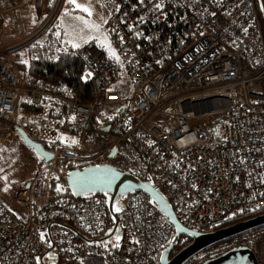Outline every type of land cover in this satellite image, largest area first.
<instances>
[{
  "label": "built area",
  "instance_id": "obj_1",
  "mask_svg": "<svg viewBox=\"0 0 264 264\" xmlns=\"http://www.w3.org/2000/svg\"><path fill=\"white\" fill-rule=\"evenodd\" d=\"M104 1L105 27L120 62L99 44L75 51L86 74L92 73L93 100L72 99L63 81H29L13 60L0 56V145L26 144L21 127L53 153L50 161L37 157L42 168L35 186L43 182L46 190L31 201L26 216L0 197V264H36L50 248L49 234L56 258L46 256L45 264L47 258L54 264H87L89 258L160 264L175 228L142 191L119 206V248L112 247L117 234L102 241L105 247L82 240L67 226L91 239L106 236L113 226L109 195L70 191L68 172L90 165H113L154 180L191 230L216 231L226 216L264 211V0ZM12 6L5 0L4 9ZM124 77L133 84L128 96L113 87ZM117 103L123 104L119 111L113 108ZM24 107L30 120L23 123ZM51 178L64 190H52ZM239 246L264 261V225L213 244L183 264H203Z\"/></svg>",
  "mask_w": 264,
  "mask_h": 264
},
{
  "label": "water",
  "instance_id": "obj_2",
  "mask_svg": "<svg viewBox=\"0 0 264 264\" xmlns=\"http://www.w3.org/2000/svg\"><path fill=\"white\" fill-rule=\"evenodd\" d=\"M23 136L25 142L33 148V150L42 156L46 161H50L53 153L48 151L42 143L32 140L24 129L18 128ZM108 130V127L105 128ZM116 151L114 150L112 156ZM67 182L70 191L76 196H82L89 193H101L110 196L109 211L113 221V226L109 233L99 239H91L80 232L78 229L67 225L72 229L82 240L91 244H98L113 235L117 234L122 238V230L119 223L118 214L113 210L114 206L119 207L122 205L123 200L131 193L142 191L150 196L151 204L165 215L175 228V235L171 243L162 250L160 264H183L194 254L201 250L228 239L241 232L247 231L264 225V214L252 217L242 222L221 228L216 231L199 232L184 227L178 220L169 199L164 191L157 185L154 180H145L137 175L122 171L113 165L94 166L90 165L83 169H73L68 172ZM85 185V187H79ZM110 185V186H109ZM30 184L27 185L29 187ZM51 223L48 230L51 229ZM182 236L190 239V242L181 248L176 254L172 256L173 250L178 246ZM49 240L52 242L50 247L41 257V264L44 263V258H56L54 253L55 244L49 234ZM51 254V256L49 255ZM203 264H261L256 253L248 246H239L233 248L217 258L206 260Z\"/></svg>",
  "mask_w": 264,
  "mask_h": 264
},
{
  "label": "crops",
  "instance_id": "obj_3",
  "mask_svg": "<svg viewBox=\"0 0 264 264\" xmlns=\"http://www.w3.org/2000/svg\"><path fill=\"white\" fill-rule=\"evenodd\" d=\"M11 2L13 4L12 8L5 11V0H0V54H3L0 56H8L9 59L14 61V63L26 61V58L17 56V53L24 52L33 42L40 40L54 19H57L58 25L60 27V33L63 39H65V42L63 40L64 47H72L73 43H79L81 47L85 44L84 42L90 38V36H87L86 32L83 31L78 25L70 22L72 18L71 16L80 15L84 18H87L85 15H88V13L76 9L74 6L68 5L67 0H58L56 2H54V0H11ZM77 2L88 7L91 11L92 17H94L93 14L97 9L103 17V24H106L105 21L108 19L109 11L104 0H77ZM93 3L97 6H94ZM65 12H68L69 14L66 15L63 26L60 25V16L65 15ZM101 46L104 47L102 44ZM28 65L29 61L26 63V66ZM22 77L29 78L27 70L24 71ZM125 79L128 80L124 77L123 80ZM115 89L120 91V89L116 88V86ZM130 94L131 92L129 94L122 93L123 96H128ZM28 112L29 111L23 110V115L21 118L23 123L27 121V117L28 120H30V115ZM25 145L30 150V153L32 152L35 155V159L38 161V154L27 143ZM11 154L13 157H15V154ZM34 161L33 159L31 161L29 160V162L25 165V176L29 174L35 175V171L32 168V164L35 165ZM24 184L27 189H31L30 186L27 187V185L31 183L24 181L23 185ZM44 190H46V186H44ZM25 193H23V195H25ZM32 200L33 198L31 197V201ZM31 201L28 203L26 200V208H18V210H22L19 214L26 216L29 213Z\"/></svg>",
  "mask_w": 264,
  "mask_h": 264
},
{
  "label": "trees",
  "instance_id": "obj_4",
  "mask_svg": "<svg viewBox=\"0 0 264 264\" xmlns=\"http://www.w3.org/2000/svg\"><path fill=\"white\" fill-rule=\"evenodd\" d=\"M58 0H54L56 2ZM137 2L138 0H132ZM96 44L89 42L84 45ZM77 48L64 47L63 37L57 19H54L46 29L45 34L40 40L33 42L24 52H18L17 56L26 58L29 65L16 62L15 70L22 77L24 71H28V79H42L50 83L63 81L67 86L68 95L79 102H88L95 98L97 89L91 77L85 78L86 66L81 58L75 53ZM25 111H28L24 107ZM50 185L52 190L59 186L58 180L51 178ZM264 211H254L239 217L229 215L224 217L219 223L218 228L228 227L240 221L255 217ZM190 242V239L178 244L177 249H181ZM176 252H172V256ZM262 264L264 261L259 259ZM87 264H104L102 259L89 258Z\"/></svg>",
  "mask_w": 264,
  "mask_h": 264
},
{
  "label": "rangeland",
  "instance_id": "obj_5",
  "mask_svg": "<svg viewBox=\"0 0 264 264\" xmlns=\"http://www.w3.org/2000/svg\"><path fill=\"white\" fill-rule=\"evenodd\" d=\"M93 5L97 6L94 3ZM4 10L7 11L6 9ZM93 15L94 17H92L91 15H85V17L87 18H84L80 15H73L71 16L72 18L70 22H73L78 25L83 31L86 32L87 36H90L89 40L84 42L85 44L93 41L94 43L101 45L105 36H107V40L108 42H110L108 32L105 29V25L102 21L103 17L101 16L100 12L96 9V12ZM65 17L66 15L60 16V25L64 26ZM84 21H87V23H85ZM91 25H99L100 30L96 31L91 27ZM63 40L65 42V39ZM115 86L116 88H119L120 91L124 94H129L133 89V84L126 79L123 80L122 83L120 82L118 85L116 84ZM115 86L113 87L115 88ZM122 106V103H117L116 105H113V108H115L116 111H119ZM110 107L111 106H107L106 109L103 111V114L108 115L110 113ZM9 152L15 154V157H13L12 154ZM35 158V155L32 152L30 153V150L23 143H13L10 146L0 145V169H2V171H0V177L7 176V181H5L4 179H0V197L6 204H8L18 213H21L22 211L18 210V208H26V200L29 203L31 201V197L34 199L36 196L40 200L43 197L41 195L45 194L43 186L45 183H40V181H38L39 184L35 186V179L42 168V164L39 163ZM32 159L33 161L35 160V165L32 164V168L35 171V175L29 174L25 176L24 167L29 162V160L31 161ZM24 181L31 183V189H27L25 184L23 185ZM5 186H7L8 188L7 191L3 190ZM23 193H25V195H23ZM186 240L187 239H185V241ZM185 241H183V243ZM46 263L54 264V262H52L49 258L46 259Z\"/></svg>",
  "mask_w": 264,
  "mask_h": 264
},
{
  "label": "snow or ice",
  "instance_id": "obj_6",
  "mask_svg": "<svg viewBox=\"0 0 264 264\" xmlns=\"http://www.w3.org/2000/svg\"><path fill=\"white\" fill-rule=\"evenodd\" d=\"M144 2H145V0H138V3H139V4H144ZM67 4H68V5H71V6H74L76 9H79V10H81V11H84V12L88 13V15H91V11H90V9H89L88 7H86V6H83V5H81L80 3H78L77 0H67ZM238 6H239V5H238ZM161 8H162V4H161V3H157V4H155V9L159 10V9H161ZM261 9L264 10V3L261 4ZM68 14H69L68 12H65V15H68ZM212 15L214 16L215 13H212ZM140 20H141V22H142V21H143V18L141 17ZM84 22L87 23V21H84ZM105 23H107V21H105ZM91 27H92L93 29H95L96 31H99V30H100V29H99V25H91ZM129 30H130V31L132 30V26L129 27ZM243 31H244L245 33H247V32H248V28H247V27L244 28ZM117 35H118V33H117ZM140 35H141L140 32H137V33H136V36H137V37H139ZM120 40H121V42H123V37H122V36L120 37ZM102 45L106 48V50H107V52H108V55H109V58L114 59V60H116L117 62H120V57H119V55H117L116 50H115L114 48H112L111 43L108 42V40H107V36H105V37L103 38ZM72 47H74V48H79V47H80V44H79V43H73V44H72ZM21 63H25V64H26L27 61H21ZM91 75H92V73L89 72V73H87V76H86L85 78H89V77H91ZM112 118H113V117H111V116L108 117V119H112ZM73 119H74V117H73ZM72 143H73V144H74V143H77V141L72 140ZM245 162H246V161H245L244 159H241V160H240V163H241V164H243V163H245ZM173 163H175V162H173ZM260 164H261V166H264V161H260ZM178 166H179V165H177V167H178ZM189 167H191V165H189ZM0 171H2V169H0ZM0 179H4L5 181H7V176L0 177ZM261 182H264V178H262ZM109 186H110V185H109ZM192 186H193L194 188L196 187L195 184H193ZM79 187H85V185H80ZM3 190H4V191H7V190H8L7 186H5ZM62 190H64V189H62L61 186H57V187L55 188V191H56L57 193H60ZM105 195L107 196V192H105ZM261 195L264 196V193H261ZM97 203H99V201H97ZM113 210L116 211V212H121V211H123L122 208H120V207H116V206H114ZM109 231H111V230H109ZM39 235H40V239H41V241H45V238H46V235H47L46 230H44V231H40ZM120 240H121V237H120L119 235L115 236V241H116V242H115L114 244H112V247H114V248H119V247H120V243H119ZM46 242H47V244H48L49 247H52V242H51V240H47ZM131 242L134 243V244H139V243H140V241H139L138 239H133ZM102 243H104V246L107 247V242H102ZM49 255L51 256V254H49ZM36 264H41V258H40V257H36Z\"/></svg>",
  "mask_w": 264,
  "mask_h": 264
},
{
  "label": "flooded vegetation",
  "instance_id": "obj_7",
  "mask_svg": "<svg viewBox=\"0 0 264 264\" xmlns=\"http://www.w3.org/2000/svg\"><path fill=\"white\" fill-rule=\"evenodd\" d=\"M185 239H187V237L182 236V237L180 238L179 244L182 243L183 241H185ZM179 250H180V249H177V247H176V248L173 250V252H176V253H177ZM176 253H175V254H176Z\"/></svg>",
  "mask_w": 264,
  "mask_h": 264
}]
</instances>
